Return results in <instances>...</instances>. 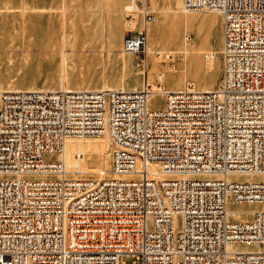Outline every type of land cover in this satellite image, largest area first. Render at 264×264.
<instances>
[{
	"label": "built area",
	"instance_id": "2783aa9c",
	"mask_svg": "<svg viewBox=\"0 0 264 264\" xmlns=\"http://www.w3.org/2000/svg\"><path fill=\"white\" fill-rule=\"evenodd\" d=\"M139 7L126 5L127 25ZM181 9L222 16L212 88L144 80L137 89L0 90V264H122L125 255L131 264H264V209L243 219L228 211L229 199L264 204V0H182ZM142 12L143 29L129 30L122 50L145 69L154 14ZM153 92L162 107L148 106ZM105 134L109 170L69 175L67 139Z\"/></svg>",
	"mask_w": 264,
	"mask_h": 264
},
{
	"label": "crops",
	"instance_id": "0c3cea01",
	"mask_svg": "<svg viewBox=\"0 0 264 264\" xmlns=\"http://www.w3.org/2000/svg\"><path fill=\"white\" fill-rule=\"evenodd\" d=\"M178 1L137 0L140 7L135 10L131 24L127 25L125 7L131 0H0V90L140 88L144 81L133 85L127 84L125 79L121 83L109 82L107 71L111 65L120 62L123 66L131 64L143 69L136 65L139 54L122 50L128 31L134 34L144 27L143 6L154 14V19L146 23L147 47L183 54L185 48H168L171 39L169 15L179 7ZM187 13L197 16L191 23L186 20L184 40L199 52L202 65L206 66L203 52L212 50L215 57L216 50L221 54L222 16L206 10ZM80 60L97 66L102 74L98 82L80 84L72 80L74 67ZM218 71L219 82L222 55ZM203 72L202 67L196 71L197 75ZM215 80L197 87L212 88L218 84ZM186 82L195 83L194 79ZM176 88L180 86L169 89ZM258 209H264V204H259ZM252 213L240 219L250 218ZM244 245L246 249L259 247L257 244Z\"/></svg>",
	"mask_w": 264,
	"mask_h": 264
},
{
	"label": "rangeland",
	"instance_id": "374dc122",
	"mask_svg": "<svg viewBox=\"0 0 264 264\" xmlns=\"http://www.w3.org/2000/svg\"><path fill=\"white\" fill-rule=\"evenodd\" d=\"M179 7L177 10L169 15V29H170V43L168 48H185L183 54L176 51L171 59H159L152 54L153 51L148 47L147 53V66L145 69H140L131 64L123 66L120 62L111 65L107 71V78L111 83H121L123 79L127 84L133 85L142 83L145 79L151 83V86H158L162 84L166 88L175 86H184L187 79H194L195 85H208L215 79V84L218 83L220 77L219 67L221 65L220 51L216 50V57L211 66L202 65L200 54L193 48V45L186 43L184 40L185 22H192L193 18L197 16L194 13H183L181 10V0L178 1ZM166 20V19H165ZM165 29V25H164ZM166 46V45H165ZM163 50V49H162ZM203 68L204 72L197 75L196 71ZM102 77L97 66L88 63L87 61L80 60L74 67L72 80L80 84H90L98 82ZM165 97L163 93L153 92L148 97V106L150 108H160L164 105ZM99 142L102 138L99 137H86V138H72L67 142V145L74 143L83 146L87 142ZM107 145L102 150L96 148L88 149H74L71 158L67 160L75 169V172H70L71 176H96L99 170H109L111 155H110V141L107 138ZM108 146V147H107ZM81 153V154H80ZM80 155L83 156L84 165L79 162ZM46 158H58V154H45ZM79 162V163H78ZM81 167H80V166ZM85 166V167H84ZM70 168V167H69ZM90 170H86V169ZM85 170V171H84ZM240 179H257L258 175H241L234 176ZM228 208L231 210L229 217L231 219H240L247 217L252 211L259 208V203H244L233 202L231 199L228 201ZM236 247L244 248V244H237ZM122 264H131L133 257L125 255L122 257Z\"/></svg>",
	"mask_w": 264,
	"mask_h": 264
},
{
	"label": "bare ground",
	"instance_id": "6f19581e",
	"mask_svg": "<svg viewBox=\"0 0 264 264\" xmlns=\"http://www.w3.org/2000/svg\"><path fill=\"white\" fill-rule=\"evenodd\" d=\"M182 5V4H181ZM183 13H186L184 12L183 10H181ZM149 50V49H148ZM212 61H210L207 65L208 66H211L212 65ZM153 89L157 88L156 86L152 87ZM72 138H76V137H71V138H68L67 141H66V145H65V149H64V152H63V159H64V162H65V165L68 167V170H70V172H75L76 170L73 169L72 165L70 163L67 162V160H69L71 158V154L73 152L74 149H88V148H96V149H99V150H102L104 148L105 145H107V138L109 139L108 135L105 134L99 138H102V141H97V142H87L86 144H84L83 146H81L80 144L78 145L77 144H74V143H70L69 145H67V142L72 139ZM108 147V146H107ZM81 154V153H80ZM79 162L82 164V166L84 165V159H83V156L80 155L79 157ZM78 162V163H79ZM80 166V165H79ZM70 167V168H69ZM81 167V166H80ZM85 167V166H84ZM86 170H90V169H86ZM85 171V170H84ZM228 211L229 213L231 212V210H229L228 208Z\"/></svg>",
	"mask_w": 264,
	"mask_h": 264
}]
</instances>
